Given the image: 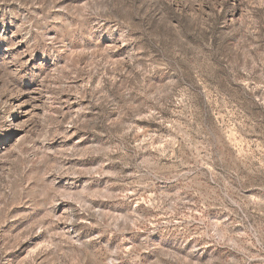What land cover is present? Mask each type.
<instances>
[{
    "label": "rangeland",
    "instance_id": "374dc122",
    "mask_svg": "<svg viewBox=\"0 0 264 264\" xmlns=\"http://www.w3.org/2000/svg\"><path fill=\"white\" fill-rule=\"evenodd\" d=\"M0 264H264V0H0Z\"/></svg>",
    "mask_w": 264,
    "mask_h": 264
},
{
    "label": "bare ground",
    "instance_id": "6f19581e",
    "mask_svg": "<svg viewBox=\"0 0 264 264\" xmlns=\"http://www.w3.org/2000/svg\"><path fill=\"white\" fill-rule=\"evenodd\" d=\"M13 106L15 107L14 108L15 110H18L17 111L18 112V115L15 118L11 119V120H10V118H8L6 120V122H4V123H6L5 124L6 125L5 128H9V129H13L14 130V129H17L19 127V124H20L19 123V115L22 116V117H25V116H28L29 113L24 108H22L20 106V104L19 105H13ZM15 112L16 111H13L14 114H15ZM8 117H10V116H8Z\"/></svg>",
    "mask_w": 264,
    "mask_h": 264
}]
</instances>
